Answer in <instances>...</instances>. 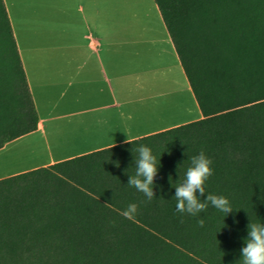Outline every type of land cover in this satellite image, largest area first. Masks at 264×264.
<instances>
[{"label":"trees","instance_id":"trees-1","mask_svg":"<svg viewBox=\"0 0 264 264\" xmlns=\"http://www.w3.org/2000/svg\"><path fill=\"white\" fill-rule=\"evenodd\" d=\"M153 1L201 117L1 177L0 264H242L248 225L264 224V0ZM38 121L0 0V148ZM141 145L160 160L152 201L127 184ZM201 151L214 175L197 195L228 198L226 217L176 210Z\"/></svg>","mask_w":264,"mask_h":264},{"label":"crops","instance_id":"crops-1","mask_svg":"<svg viewBox=\"0 0 264 264\" xmlns=\"http://www.w3.org/2000/svg\"><path fill=\"white\" fill-rule=\"evenodd\" d=\"M149 1L153 2L155 16L159 19L155 28L159 49L167 59L159 67L172 70L181 84L179 87H166L152 95L156 101L153 105L161 103L160 100L163 102V97L175 91L177 99L180 93L183 94L181 108L184 115L183 119L169 125L124 136L119 133L124 123L110 114L123 105L118 96L126 98L123 95L125 87L133 83L130 78L119 89L123 70L119 59L117 0H4L39 118L37 129L29 133H46L49 125L74 122L83 130L90 145L85 149L59 151L57 154L49 150L45 161L0 178L201 117L200 110L196 114L191 108L193 104L199 109L159 10L153 0ZM66 17H73V25L64 23ZM133 51L131 48L130 53ZM135 61L134 58L130 70L132 76ZM155 68L160 69L158 65ZM146 69L150 68L146 66ZM145 98L142 95L135 97L137 100ZM189 115L194 117H187ZM54 128L51 126L50 130Z\"/></svg>","mask_w":264,"mask_h":264},{"label":"rangeland","instance_id":"rangeland-1","mask_svg":"<svg viewBox=\"0 0 264 264\" xmlns=\"http://www.w3.org/2000/svg\"><path fill=\"white\" fill-rule=\"evenodd\" d=\"M152 4L153 2L151 3L149 0H117L119 59H121L120 67L123 70L119 78V89L130 78L133 83L125 87L123 95L126 98L118 96V100L123 101V105L111 111L110 114L124 123L119 132L124 136L136 135L149 129L169 125L183 119L182 115H184V112L182 113L183 94L180 93V97L177 99L175 91L167 97H163V102L160 100L161 103L153 105L156 101L153 100L155 97L152 95L163 91L166 87H179L181 84L177 81V76L172 70L159 67L163 66L167 59L160 51L157 42L158 33L155 28L156 24H159V19L155 16ZM73 20V17H66L63 21L73 25ZM123 48H125V52ZM131 48L132 50L134 48L132 53H130ZM134 58L136 67L132 76L130 70ZM137 60L140 61L137 63ZM149 64L154 67H150ZM137 65L140 67L139 69H137ZM157 65L160 69L155 68ZM146 66L150 69H146ZM140 95L146 96V98L135 99ZM191 108L196 114L198 113L199 109L195 108L193 104H191ZM51 126L56 127L53 129L54 131L50 130ZM88 145H90V141L85 139L83 130L78 124L68 122L49 125L46 133L25 134L8 142L0 149V176L45 161L48 158L49 150L57 154L59 151L72 152L78 148L85 149Z\"/></svg>","mask_w":264,"mask_h":264},{"label":"clouds","instance_id":"clouds-1","mask_svg":"<svg viewBox=\"0 0 264 264\" xmlns=\"http://www.w3.org/2000/svg\"><path fill=\"white\" fill-rule=\"evenodd\" d=\"M131 142L130 140H126ZM138 158L135 160L136 173L130 176L128 185L142 192L147 201L156 198L153 191L155 178L159 171V162L153 155L151 149L141 145L138 149ZM213 161L204 151L191 157V165L187 168L185 179L175 187L174 198L177 201L176 210L181 213H187L193 217L201 212H206L208 202L213 207L225 214V217L232 213V207L228 198L222 195L207 194L206 199H201L197 192L202 196L205 194V182L214 175L212 167ZM119 166V162L117 163ZM236 210V209H235ZM138 214V206L130 204L121 215L125 218L134 220ZM199 226L203 227L204 220L197 221ZM249 235L246 238L245 246L242 248V264H264V224L250 223L248 225Z\"/></svg>","mask_w":264,"mask_h":264}]
</instances>
